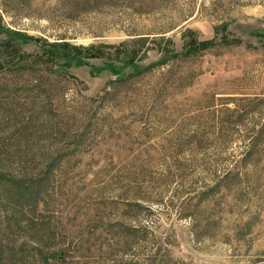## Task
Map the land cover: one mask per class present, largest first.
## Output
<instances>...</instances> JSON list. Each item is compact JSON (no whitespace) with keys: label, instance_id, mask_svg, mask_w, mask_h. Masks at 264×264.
Returning <instances> with one entry per match:
<instances>
[{"label":"rangeland","instance_id":"1","mask_svg":"<svg viewBox=\"0 0 264 264\" xmlns=\"http://www.w3.org/2000/svg\"><path fill=\"white\" fill-rule=\"evenodd\" d=\"M8 3L7 264H264V0Z\"/></svg>","mask_w":264,"mask_h":264},{"label":"trees","instance_id":"2","mask_svg":"<svg viewBox=\"0 0 264 264\" xmlns=\"http://www.w3.org/2000/svg\"><path fill=\"white\" fill-rule=\"evenodd\" d=\"M7 1H9V3L11 5ZM15 1H17V2H15ZM68 1L70 2V4H69L70 9H73L74 10L76 8L79 9L78 8L79 7V4H82V3L87 4V2L89 0H68ZM7 3L10 6L9 9L12 11L13 8H14V5H16V3H22V0H1L2 9L5 12H9L7 10V7H6L7 6ZM86 6L88 7V5H86ZM141 7H142V5H141ZM89 8H91V7H88L87 9H89ZM187 31H189V30H187ZM37 39L38 40H41L40 38H37ZM4 46H5V48L7 46L11 47L12 46V42L7 41V42L4 43ZM42 50H43V52H45L46 54H48L50 60L53 61V62H55V63L57 62V61H55L56 58L62 57L64 59H66V58H69V57L74 56L73 55L74 52H79L76 47H73V45H71L70 43H68V42H66L64 40L57 41V42H50V43L45 42V43L42 44ZM1 52H0V63H1V60H2L1 57L3 56ZM60 65L67 67L69 65V62L64 61V62L60 63ZM15 98H17V97H15ZM25 130L26 129H23L22 127L15 128V129L12 130L11 134H9V132H7V134H4L5 136H1L0 137V156L3 155V154H7V152L17 151V147L16 146H14V145H11L10 146L7 142L9 140H11V142H12L13 140L19 139V137H17L18 136V133L20 135ZM16 137H17V139H16ZM7 146L9 148L8 151H7V149H8ZM15 158L17 160L15 161V163L13 165L12 164H8L6 162V160L0 158V182L1 183L5 182V181L6 182H9V178H7V179L5 178L7 176L10 177V173L8 172V169H10L11 171H14V172L17 173L16 174L17 175V179H10V180H18V177L19 178H22L24 176V178H25L24 181L30 180L29 182H27V184L28 183L30 184L31 182L34 181L32 179H34L36 177H41V174H43V170L40 171V169H38V166H40L42 164H40V163L37 164L36 163V164L33 165V163H30L26 159H25L26 160V162H25L24 159L21 160V158H19V157H15ZM49 166L50 165L49 164L47 165V163H46L44 167L46 169H50ZM1 196L2 195L0 193V198H1ZM5 232L6 231L5 230H2V228L0 227V264H7V262H6L7 259L4 256L5 255V248H4V246H6V244H7V240H6V237L4 235Z\"/></svg>","mask_w":264,"mask_h":264}]
</instances>
